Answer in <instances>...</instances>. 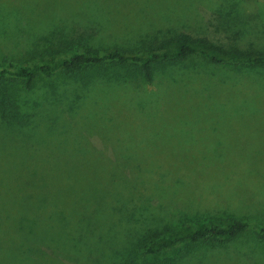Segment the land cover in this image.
<instances>
[{
	"label": "rangeland",
	"instance_id": "1",
	"mask_svg": "<svg viewBox=\"0 0 264 264\" xmlns=\"http://www.w3.org/2000/svg\"><path fill=\"white\" fill-rule=\"evenodd\" d=\"M93 9L124 14L135 34L162 38L183 31L227 48L264 51V0H0V32L15 31L16 11L40 27L47 15L73 18L72 12ZM140 41L95 43L138 51ZM31 96L39 104L29 129L34 146L103 196L112 214L117 238L97 220L88 258L105 254L104 264H120L114 245L125 235H163L183 222L236 217L264 225V66L212 64L195 55L157 63L146 81L109 64L87 83L61 73L40 78ZM12 157L0 153V200L14 198L10 189L19 192L24 184ZM52 176L58 182L56 172ZM40 226L39 232L55 230ZM181 249L159 257L167 260ZM182 264H264V238L247 230L195 248Z\"/></svg>",
	"mask_w": 264,
	"mask_h": 264
},
{
	"label": "trees",
	"instance_id": "2",
	"mask_svg": "<svg viewBox=\"0 0 264 264\" xmlns=\"http://www.w3.org/2000/svg\"><path fill=\"white\" fill-rule=\"evenodd\" d=\"M94 10L91 14L72 12L73 18L47 15L41 19V26L46 27L31 25V19L24 12L16 11L15 31L0 32V135L3 139L0 153L13 155L18 169L24 173L20 193L10 189V196L13 193L16 196L0 200V244H6L0 264H7L11 257L15 264H80L83 260L104 264L105 254L88 258L92 253L88 249L89 238L95 235L97 220L104 221V230L111 239L118 236L112 214L106 211L104 197L32 143L29 129L33 127L39 104L29 93L36 89L38 79L61 73L87 83L99 70L114 64L137 71L150 81L157 63H181L195 55L203 56L212 64L264 66V51L227 48L209 38L183 31L162 38L157 34H135L128 28L124 14ZM103 38H114L117 42L140 39L141 48L136 51L124 47L125 44L103 48L95 43L96 39ZM41 224L53 225L55 230L39 232L44 227ZM247 230L264 238V225L236 217L226 219L225 223L213 219L199 224L183 222L163 235L154 232L144 239H132L127 234L118 247L114 245L115 256L119 257L120 264H182L195 248L233 240ZM60 234L63 251L59 245ZM103 239L105 242L106 237ZM177 248H182L177 256L167 260L159 257ZM95 252H100L99 247Z\"/></svg>",
	"mask_w": 264,
	"mask_h": 264
}]
</instances>
